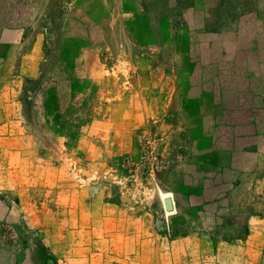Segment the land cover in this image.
<instances>
[{"label":"rangeland","instance_id":"374dc122","mask_svg":"<svg viewBox=\"0 0 264 264\" xmlns=\"http://www.w3.org/2000/svg\"><path fill=\"white\" fill-rule=\"evenodd\" d=\"M0 264H264V0H0Z\"/></svg>","mask_w":264,"mask_h":264},{"label":"water","instance_id":"95a60500","mask_svg":"<svg viewBox=\"0 0 264 264\" xmlns=\"http://www.w3.org/2000/svg\"><path fill=\"white\" fill-rule=\"evenodd\" d=\"M166 204H167V208H168V209H171V208L173 207V205H172V201H171L170 199H167V200H166Z\"/></svg>","mask_w":264,"mask_h":264},{"label":"bare ground","instance_id":"6f19581e","mask_svg":"<svg viewBox=\"0 0 264 264\" xmlns=\"http://www.w3.org/2000/svg\"><path fill=\"white\" fill-rule=\"evenodd\" d=\"M162 195H163L164 198H166L167 196H169V195H167V193H163Z\"/></svg>","mask_w":264,"mask_h":264}]
</instances>
